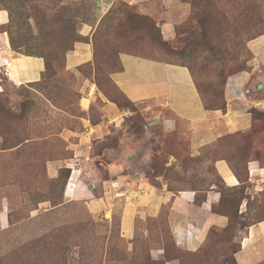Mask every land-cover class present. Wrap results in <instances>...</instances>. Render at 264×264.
Returning <instances> with one entry per match:
<instances>
[{
	"label": "rangeland",
	"instance_id": "obj_1",
	"mask_svg": "<svg viewBox=\"0 0 264 264\" xmlns=\"http://www.w3.org/2000/svg\"><path fill=\"white\" fill-rule=\"evenodd\" d=\"M123 54L187 65L209 107L247 72L251 127L193 149L188 123L167 131L169 112L115 82ZM251 157L264 165V0H0V264H241L242 238L264 220ZM213 186L228 221L191 250L172 203L149 206L163 190H194L199 204ZM255 242L247 261L264 264Z\"/></svg>",
	"mask_w": 264,
	"mask_h": 264
},
{
	"label": "crops",
	"instance_id": "obj_2",
	"mask_svg": "<svg viewBox=\"0 0 264 264\" xmlns=\"http://www.w3.org/2000/svg\"><path fill=\"white\" fill-rule=\"evenodd\" d=\"M181 7L179 9H183ZM172 28L174 26L169 23L166 31L168 37L174 34ZM121 60L123 69L112 76L118 86L135 102L149 101L150 110L158 107L161 114L169 112L168 116L165 114L159 117V123L167 131L178 129V121L188 123L193 149L215 144L251 127L252 115L249 111L257 104V100L246 94L249 78L247 72L230 76L225 110L207 109L187 66L130 54H123ZM214 165L227 187L238 188L244 183L225 157L216 159ZM246 170L247 182L252 185L250 192L254 194L263 191L264 165L261 161L249 158ZM196 195L194 190H181L178 193L163 190L161 193L155 192L152 198L154 206H149L151 211L156 212L163 203H172L176 220L173 222L175 238L180 244L185 242L191 250L200 246L210 226H224L228 221L225 214L214 210V206L222 199L220 190L213 186L206 191L205 198L199 204ZM245 235L238 253L244 257L241 264H255V259L247 260L249 255L253 257V253H256L254 242L264 240V220L250 226ZM168 264L181 263L170 260Z\"/></svg>",
	"mask_w": 264,
	"mask_h": 264
},
{
	"label": "trees",
	"instance_id": "obj_3",
	"mask_svg": "<svg viewBox=\"0 0 264 264\" xmlns=\"http://www.w3.org/2000/svg\"><path fill=\"white\" fill-rule=\"evenodd\" d=\"M47 62H49L48 60H47ZM182 65H184V64H182ZM185 66H187V65H185ZM188 67V66H187ZM189 68V67H188ZM192 73V72H191ZM195 84H196V82H195ZM196 86H197V89H198V91H199V93H200V95H201V97H202V100H203V103H204V105H205V107L207 108V109H223V110H225L226 108H227V103H226V101H225V104H224V106L223 107H209V103L207 104V102H205V99H204V97H203V94H202V92H201V89H200V87H199V85H197L196 84ZM243 132H246V131H241V132H238V134H240V133H243ZM235 136V135H234ZM229 162H230V165H231V167L233 168V170H234V172L238 175V177L240 178V170L238 169V167H236V166H233L232 165V163H231V160H229L228 158H226ZM249 159V158H248ZM247 162H248V160H247ZM247 162H246V166H247ZM245 170H246V167H245ZM246 173H247V170H246ZM248 178V177H247ZM240 181H242L241 179H240ZM264 190V189H263Z\"/></svg>",
	"mask_w": 264,
	"mask_h": 264
},
{
	"label": "water",
	"instance_id": "obj_4",
	"mask_svg": "<svg viewBox=\"0 0 264 264\" xmlns=\"http://www.w3.org/2000/svg\"><path fill=\"white\" fill-rule=\"evenodd\" d=\"M259 87H260V88L263 87V84H259Z\"/></svg>",
	"mask_w": 264,
	"mask_h": 264
}]
</instances>
